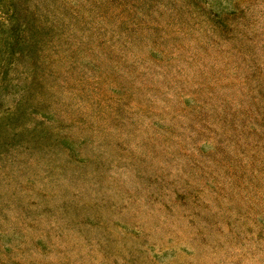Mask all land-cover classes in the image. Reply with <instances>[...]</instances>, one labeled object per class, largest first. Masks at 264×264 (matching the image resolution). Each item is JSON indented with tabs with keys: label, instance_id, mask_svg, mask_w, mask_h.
Instances as JSON below:
<instances>
[{
	"label": "rangeland",
	"instance_id": "374dc122",
	"mask_svg": "<svg viewBox=\"0 0 264 264\" xmlns=\"http://www.w3.org/2000/svg\"><path fill=\"white\" fill-rule=\"evenodd\" d=\"M0 264H264V0H0Z\"/></svg>",
	"mask_w": 264,
	"mask_h": 264
}]
</instances>
